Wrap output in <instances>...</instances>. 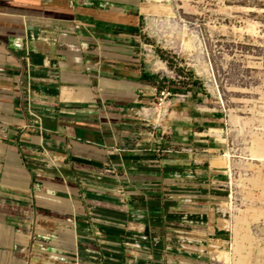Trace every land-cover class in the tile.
<instances>
[{"label":"crops","instance_id":"1","mask_svg":"<svg viewBox=\"0 0 264 264\" xmlns=\"http://www.w3.org/2000/svg\"><path fill=\"white\" fill-rule=\"evenodd\" d=\"M145 17L0 0V264H216L228 244L224 119L190 97L165 126L140 113L184 91L146 69Z\"/></svg>","mask_w":264,"mask_h":264},{"label":"rangeland","instance_id":"2","mask_svg":"<svg viewBox=\"0 0 264 264\" xmlns=\"http://www.w3.org/2000/svg\"><path fill=\"white\" fill-rule=\"evenodd\" d=\"M138 1L146 14L138 40L146 69L184 90L162 106L161 92L139 111L152 127L165 126L170 103L190 97L224 119L211 133L231 165L222 206L229 242L214 261L264 264V0Z\"/></svg>","mask_w":264,"mask_h":264},{"label":"built area","instance_id":"3","mask_svg":"<svg viewBox=\"0 0 264 264\" xmlns=\"http://www.w3.org/2000/svg\"><path fill=\"white\" fill-rule=\"evenodd\" d=\"M170 96L169 92H162V98H160V103L159 105L162 106L165 103V99Z\"/></svg>","mask_w":264,"mask_h":264},{"label":"bare ground","instance_id":"4","mask_svg":"<svg viewBox=\"0 0 264 264\" xmlns=\"http://www.w3.org/2000/svg\"><path fill=\"white\" fill-rule=\"evenodd\" d=\"M228 165H229L228 167H230V169H231V165H230V164H228ZM227 256H228V255H227ZM227 256L224 255V258L227 257ZM227 258L229 259V256H228ZM230 258H231V257H230ZM228 262H229V261H228Z\"/></svg>","mask_w":264,"mask_h":264},{"label":"trees","instance_id":"5","mask_svg":"<svg viewBox=\"0 0 264 264\" xmlns=\"http://www.w3.org/2000/svg\"><path fill=\"white\" fill-rule=\"evenodd\" d=\"M134 31H137V30L136 29H132V32H134ZM146 78H149L150 79V77H148V76ZM153 79H155V78L153 77Z\"/></svg>","mask_w":264,"mask_h":264}]
</instances>
